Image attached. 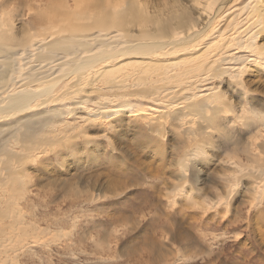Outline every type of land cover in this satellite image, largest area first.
Here are the masks:
<instances>
[{
  "label": "bare ground",
  "instance_id": "bare-ground-1",
  "mask_svg": "<svg viewBox=\"0 0 264 264\" xmlns=\"http://www.w3.org/2000/svg\"><path fill=\"white\" fill-rule=\"evenodd\" d=\"M260 97L264 0H0V254L19 226L41 231L33 198L48 191L34 182L67 177L62 165L80 158L78 148L101 128L132 125L127 115L161 140L171 125L192 144L179 161L184 193L166 191V177L152 186L174 226L176 210L183 223L196 216L181 208L208 210L202 177L210 165L225 168L216 139L238 125L257 143L242 150L251 169L235 152L217 176L231 206L239 186L264 191Z\"/></svg>",
  "mask_w": 264,
  "mask_h": 264
},
{
  "label": "rangeland",
  "instance_id": "rangeland-1",
  "mask_svg": "<svg viewBox=\"0 0 264 264\" xmlns=\"http://www.w3.org/2000/svg\"><path fill=\"white\" fill-rule=\"evenodd\" d=\"M259 99L255 107L264 111V99ZM127 116L132 125L116 132L101 128L103 133L95 132L97 141L78 148L80 158L62 165L67 177L34 182L48 191L33 198L41 231L23 233L25 224L19 226V236L13 241L7 237L0 264H264L263 189L239 186L231 206L226 185L217 176L229 172L224 160L235 152L247 165L243 169H251L242 150L256 151L255 140L248 143L253 133L238 125L228 131V138L216 139L214 158L225 168L210 165L202 177L208 210L181 208L187 217L196 216L184 223L176 210L174 226L175 213L152 186H162L160 178L166 177V191H176V199L184 193L179 161L192 144L178 128L168 125L161 140L158 133L148 132V122ZM91 193L100 199L89 201ZM27 222L33 223L31 217ZM173 226L181 227L179 239L171 234Z\"/></svg>",
  "mask_w": 264,
  "mask_h": 264
}]
</instances>
